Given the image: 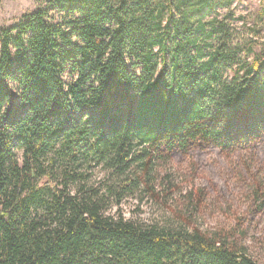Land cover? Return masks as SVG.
<instances>
[{"label":"trees","instance_id":"trees-1","mask_svg":"<svg viewBox=\"0 0 264 264\" xmlns=\"http://www.w3.org/2000/svg\"><path fill=\"white\" fill-rule=\"evenodd\" d=\"M46 2L0 30V264H260L221 234L110 209L155 194L161 163L210 151L262 160L264 9Z\"/></svg>","mask_w":264,"mask_h":264},{"label":"rangeland","instance_id":"rangeland-1","mask_svg":"<svg viewBox=\"0 0 264 264\" xmlns=\"http://www.w3.org/2000/svg\"><path fill=\"white\" fill-rule=\"evenodd\" d=\"M40 7H47L46 0H2L0 30ZM232 9L236 17L258 16L264 0H233ZM49 15L58 21L62 12L54 9ZM261 24L264 39V20ZM18 156L22 160L23 152ZM89 170L94 183L106 175L101 165ZM155 176V194L137 192L110 212L142 224L221 234L264 264V154L260 161L245 151H210L194 160L161 163Z\"/></svg>","mask_w":264,"mask_h":264}]
</instances>
